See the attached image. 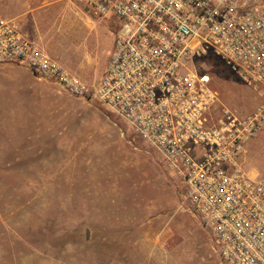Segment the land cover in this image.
I'll return each mask as SVG.
<instances>
[{
    "label": "rangeland",
    "instance_id": "1",
    "mask_svg": "<svg viewBox=\"0 0 264 264\" xmlns=\"http://www.w3.org/2000/svg\"><path fill=\"white\" fill-rule=\"evenodd\" d=\"M0 14L86 84L101 77L114 29L83 4L0 0ZM189 66L218 93L213 122L224 108L244 117L258 105L212 52ZM109 110L0 62V264H224L185 184ZM239 162L264 181V126Z\"/></svg>",
    "mask_w": 264,
    "mask_h": 264
},
{
    "label": "built area",
    "instance_id": "2",
    "mask_svg": "<svg viewBox=\"0 0 264 264\" xmlns=\"http://www.w3.org/2000/svg\"><path fill=\"white\" fill-rule=\"evenodd\" d=\"M111 22L112 48L86 84L0 14V62H15L69 95L94 97L163 158L186 186L192 212L214 235L224 264H264V181L239 162L264 126V0H68ZM212 52L259 93L252 113L224 108L189 63Z\"/></svg>",
    "mask_w": 264,
    "mask_h": 264
},
{
    "label": "crops",
    "instance_id": "3",
    "mask_svg": "<svg viewBox=\"0 0 264 264\" xmlns=\"http://www.w3.org/2000/svg\"><path fill=\"white\" fill-rule=\"evenodd\" d=\"M10 19H13V18H10ZM15 20H17V19H14V21ZM16 22V21H15ZM16 25H17V22H16ZM17 27H18V29H19V31L20 32H23L22 30H21V28H19V26L17 25ZM22 34V33H21ZM24 36H26V37H28V38H30L28 35H26V34H24ZM31 39V38H30ZM34 42H36L41 48H43L44 49V46H46V41H34ZM45 50V49H44Z\"/></svg>",
    "mask_w": 264,
    "mask_h": 264
},
{
    "label": "trees",
    "instance_id": "4",
    "mask_svg": "<svg viewBox=\"0 0 264 264\" xmlns=\"http://www.w3.org/2000/svg\"><path fill=\"white\" fill-rule=\"evenodd\" d=\"M109 111H111V110H109ZM115 116H117V118H119L120 119V117L117 115V114H115L113 111H111ZM124 123V122H123Z\"/></svg>",
    "mask_w": 264,
    "mask_h": 264
},
{
    "label": "water",
    "instance_id": "5",
    "mask_svg": "<svg viewBox=\"0 0 264 264\" xmlns=\"http://www.w3.org/2000/svg\"><path fill=\"white\" fill-rule=\"evenodd\" d=\"M86 235H87V237H88V231L86 232Z\"/></svg>",
    "mask_w": 264,
    "mask_h": 264
}]
</instances>
